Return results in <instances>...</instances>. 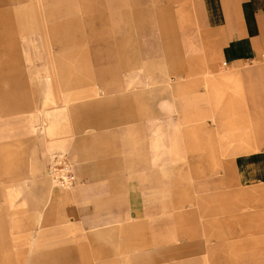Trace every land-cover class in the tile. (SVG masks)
Listing matches in <instances>:
<instances>
[{
    "label": "rangeland",
    "instance_id": "1",
    "mask_svg": "<svg viewBox=\"0 0 264 264\" xmlns=\"http://www.w3.org/2000/svg\"><path fill=\"white\" fill-rule=\"evenodd\" d=\"M171 1L0 0V264H264V198L232 164L264 149V57L224 66L200 0ZM48 83L74 98L52 128L34 108L52 107ZM91 147L110 211L83 218L75 165ZM50 172L38 224L31 186Z\"/></svg>",
    "mask_w": 264,
    "mask_h": 264
},
{
    "label": "crops",
    "instance_id": "2",
    "mask_svg": "<svg viewBox=\"0 0 264 264\" xmlns=\"http://www.w3.org/2000/svg\"><path fill=\"white\" fill-rule=\"evenodd\" d=\"M171 2V4H174L175 0ZM167 3L170 4L169 2ZM200 3L206 25L205 35L213 41L216 54L218 58L224 61V66L228 65L238 70L244 68L246 64L252 63L254 59L260 56L264 57V0H200ZM216 65L217 63L215 62H209L208 67L215 68ZM137 70L134 69V71ZM151 77L149 76V78ZM154 78L158 79V83H164L167 89L172 88L170 83L172 77H170L168 71L158 70ZM47 87L46 93L48 96L45 98L43 105L45 107L52 104V107L49 109L43 107L38 109L35 106L34 108L44 115L48 128H52L57 124L56 118L60 110L70 107L69 103L74 98L61 93L59 104V101H55L49 91V83ZM138 92L136 94L138 99L148 100L154 97L151 96L153 94ZM93 105L95 108L97 107L95 103L85 104L83 107L84 109L92 110ZM9 106L11 111L20 108L19 105H13L12 102L9 103ZM20 106L28 109V102L20 103ZM91 120L100 123V121H96L94 116H91ZM31 128H35V126H31ZM151 148L152 150L161 151L162 145L155 143ZM114 161L113 163L115 164ZM232 164L235 187L246 186L248 188V197L250 198H264V149L237 156ZM108 165H110V162ZM75 170L76 179L79 180L80 184L75 188L72 197L74 200L76 199L78 210L82 213L81 216L90 218L98 216L101 212H109L110 204L107 198L110 193L107 191V185L103 183L105 178L110 175H108L109 167H102V163L94 157V149L92 147L85 149V151H80ZM37 172L40 173L41 169L38 168ZM212 185L226 187V182L222 179H216ZM25 186V183L17 184L16 194L22 193L26 189ZM56 186L50 174L48 176L44 175V177L39 176L32 183L31 187L37 193L36 198H38L40 203L42 202L41 210L36 212L37 214L35 215L38 224L42 220V212L50 205ZM208 187L209 185H207ZM143 243L146 244L147 240L143 241ZM139 255L137 254L133 261H137ZM146 256L149 255L147 253L141 254L140 259L148 260L149 258H144ZM150 257L152 259L158 258L153 254H150Z\"/></svg>",
    "mask_w": 264,
    "mask_h": 264
},
{
    "label": "bare ground",
    "instance_id": "3",
    "mask_svg": "<svg viewBox=\"0 0 264 264\" xmlns=\"http://www.w3.org/2000/svg\"><path fill=\"white\" fill-rule=\"evenodd\" d=\"M49 174H50V176H51V177L53 176V173H52V172H50ZM54 183L56 184V182H55V181H54Z\"/></svg>",
    "mask_w": 264,
    "mask_h": 264
}]
</instances>
